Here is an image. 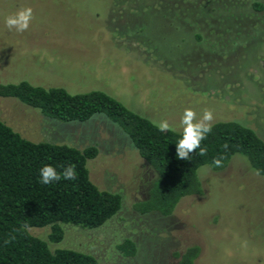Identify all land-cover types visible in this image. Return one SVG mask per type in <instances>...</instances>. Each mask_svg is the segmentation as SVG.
I'll use <instances>...</instances> for the list:
<instances>
[{
  "label": "rangeland",
  "instance_id": "1",
  "mask_svg": "<svg viewBox=\"0 0 264 264\" xmlns=\"http://www.w3.org/2000/svg\"><path fill=\"white\" fill-rule=\"evenodd\" d=\"M28 7L29 29L9 31L6 17ZM162 13L157 0H0V82L102 91L176 131L185 109L198 118L209 109L213 123L238 121L264 140V30L231 56L202 48L194 55L181 31L154 23ZM143 23L150 40L139 34ZM0 121L32 142L95 146L98 155L86 164L90 181L122 196L121 210L99 228L61 225L58 243L48 240L49 226L28 230L51 250L84 252L99 264H177L198 246L195 264H264V178L241 156L221 171L201 167L202 194L182 198L171 215L142 214L135 205L148 198L155 173L105 115L65 123L0 98ZM125 240L134 255L119 250Z\"/></svg>",
  "mask_w": 264,
  "mask_h": 264
},
{
  "label": "trees",
  "instance_id": "2",
  "mask_svg": "<svg viewBox=\"0 0 264 264\" xmlns=\"http://www.w3.org/2000/svg\"><path fill=\"white\" fill-rule=\"evenodd\" d=\"M157 8L163 15L153 18L154 23L181 31L180 42L194 47V55L202 48L212 57L231 56L264 30V0H157ZM146 28L147 24H141L139 34L145 35ZM0 98L16 99L65 123L85 122L103 114L118 125L155 173L148 198L135 205L142 214L171 215L182 198L202 194L201 167L221 171L234 156L244 158L249 169L259 170L264 178V140L238 121L212 123V132L201 144L207 147V155L194 153L183 161L176 158L175 146L182 130L161 133L148 118L102 91L70 94L63 88H44L27 81L0 82ZM97 155L95 146L79 150L29 141L0 121V264H99L84 252L51 250L46 241L28 231L49 226L48 240L58 243L63 238L61 225L96 229L121 210L120 194L99 190L89 179L86 164ZM220 158L222 166H214L213 161ZM69 164L76 166L75 180L39 183V170L45 165L59 172ZM118 248L126 256L135 253L130 240ZM199 254L198 246H190L179 255L177 264H195Z\"/></svg>",
  "mask_w": 264,
  "mask_h": 264
},
{
  "label": "clouds",
  "instance_id": "3",
  "mask_svg": "<svg viewBox=\"0 0 264 264\" xmlns=\"http://www.w3.org/2000/svg\"><path fill=\"white\" fill-rule=\"evenodd\" d=\"M33 19L32 8H22L16 13L9 15L5 19V26L9 31L15 30L17 33L26 32L29 29ZM214 121L213 112L209 109L203 111L202 116L197 117V113L192 109H185L180 119V128L182 129L181 138L175 144L176 158L178 160L189 161L192 154L196 153L203 157L207 155V147H201L204 140L212 132V123ZM155 127L161 133L175 131L167 120L159 121ZM227 144L224 145L226 149ZM197 149L199 152L197 153ZM213 165L216 167L222 166V158L215 159ZM62 170L51 165H45L39 170V183L49 185L54 182H59L62 179L73 181L77 178L76 166L69 164L67 167L61 166ZM255 174L259 175V170H255Z\"/></svg>",
  "mask_w": 264,
  "mask_h": 264
}]
</instances>
